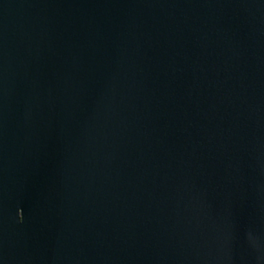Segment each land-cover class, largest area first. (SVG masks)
Returning a JSON list of instances; mask_svg holds the SVG:
<instances>
[{"label": "water", "instance_id": "95a60500", "mask_svg": "<svg viewBox=\"0 0 264 264\" xmlns=\"http://www.w3.org/2000/svg\"><path fill=\"white\" fill-rule=\"evenodd\" d=\"M0 264H264V0H0Z\"/></svg>", "mask_w": 264, "mask_h": 264}]
</instances>
